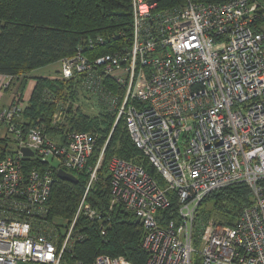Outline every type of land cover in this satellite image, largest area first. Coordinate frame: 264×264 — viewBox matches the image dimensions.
Here are the masks:
<instances>
[{"label":"built area","instance_id":"built-area-1","mask_svg":"<svg viewBox=\"0 0 264 264\" xmlns=\"http://www.w3.org/2000/svg\"><path fill=\"white\" fill-rule=\"evenodd\" d=\"M157 4L133 0L130 46L93 57L80 49L60 59L53 79H80L81 92L117 114L115 124L124 117L132 141L163 180L119 156L108 163L109 210L119 204L138 217L147 264H193L197 240L201 264H264V0H188L161 11ZM109 78L118 92L106 86ZM43 97L57 105L54 127L65 123L69 108L97 112L91 99L63 100L49 90ZM26 104L20 94L0 103V138L8 139L0 143V264H84L65 254L81 238L80 216L108 219L89 195L109 139L88 169L74 217L48 222L55 170L77 176L97 136L81 130L51 136L44 123L25 132L14 118ZM25 148L34 154L25 155ZM26 159L36 161L29 167ZM239 182L251 188L250 204L234 224L210 227L199 213L202 202ZM170 196L175 215L162 224L159 212L171 205ZM91 264L133 263L100 254Z\"/></svg>","mask_w":264,"mask_h":264},{"label":"trees","instance_id":"trees-1","mask_svg":"<svg viewBox=\"0 0 264 264\" xmlns=\"http://www.w3.org/2000/svg\"><path fill=\"white\" fill-rule=\"evenodd\" d=\"M187 1L158 0L157 10L181 6ZM191 1L208 3L226 0ZM133 24V0H0V74L13 78L25 75L20 85L23 92L28 82L26 73L63 57L73 56L80 49L92 57L124 50L131 44ZM106 83L110 90L119 91V86L110 78ZM80 89V79L64 82L50 77H37L28 103L14 118L25 132L32 126L44 123L51 136L73 130L87 131L97 136L94 153L88 166L77 173L76 182L60 178L58 170H55L52 193L47 201L46 220H71L74 217L90 176L88 169L96 164L97 157L109 139L104 165L89 195L91 204L108 219L100 222L80 216L76 232L81 238L72 251L66 252L65 257L91 264L100 254L123 255L133 264H147L148 253L142 246L144 227L138 217L119 204L109 210L111 180L107 164L113 156H119L143 164L159 182L160 176L132 141L124 117L115 124L117 114L98 102L96 113L80 107L73 112L69 108L63 125H51L57 105L45 99L43 91L54 92L63 100L69 98L84 103L92 99V95ZM5 140H8L7 137L0 138V143ZM26 160L29 167L36 161ZM251 196L249 185L239 182L212 191L207 199H213L214 211L220 220L234 224L241 211L250 204ZM170 197L173 199L171 205L159 212L162 224L175 215L177 203ZM103 224L105 233L102 232Z\"/></svg>","mask_w":264,"mask_h":264},{"label":"rangeland","instance_id":"rangeland-1","mask_svg":"<svg viewBox=\"0 0 264 264\" xmlns=\"http://www.w3.org/2000/svg\"><path fill=\"white\" fill-rule=\"evenodd\" d=\"M62 59V58H61ZM60 61V60H59ZM59 61H57V62H54V63H51V64H49V65H47V66H43V67H40V68H36V69H39V70H43V69H45V70H49V73H51V74H49V75H56V73L58 74V71H57V68H59ZM36 69H34V70H36ZM33 71V70H32ZM32 71H30V72H28V73H26V76L27 75H29ZM52 75V76H53ZM23 76H25V75H23ZM23 76H21L20 77V81L22 80V78H23ZM25 78H29V76L28 77H25ZM14 79V78H13ZM17 79V78H16ZM15 82V81H14ZM17 82V81H16ZM16 82H15V85H16ZM19 82V81H18ZM12 83V82H11ZM11 85V84H10ZM14 85V86H15ZM13 86V88H12V91L14 90L16 93H18V95L20 94V91H21V89L20 88H18V90L17 89H14L15 87ZM17 86V85H16ZM11 88V87H10ZM24 92V91H23ZM27 101V100H26ZM29 101V100H28ZM28 101H27V103H28ZM91 102L93 103V105H95V107H96V111H98V105H97V99L93 96V98L91 99ZM88 112H90V111H92V112H94L95 111V109H91L90 107H89V109L90 110H88L87 108H85ZM4 132H5V126H3L1 129H0V137H2V136H4L3 134H4ZM99 156H100V154H99ZM99 156L97 157V159L99 158ZM114 157V156H113ZM110 161V160H109ZM109 161H108V163H109ZM104 162H105V156H104V160L102 161V166L104 165ZM102 166L99 168V170H98V172L100 171V169H102ZM107 167H108V164H107ZM98 178H99V174H98V177H97V180H98ZM160 182H163V180L162 179H160ZM199 213L202 215V218H204V220L206 221V222H209V226L211 227V223L213 222V221H222V220H220L219 218H218V216L216 215V213H215V211H214V205H213V199L212 198H210V199H205L203 202H202V205L200 206V208H199ZM209 231H210V229H209ZM208 231V232H209ZM194 246H195V248H196V252H194L193 253V264H201V259H200V253H199V251L202 249V247H203V243H202V241H198V242H195L194 243Z\"/></svg>","mask_w":264,"mask_h":264},{"label":"crops","instance_id":"crops-1","mask_svg":"<svg viewBox=\"0 0 264 264\" xmlns=\"http://www.w3.org/2000/svg\"><path fill=\"white\" fill-rule=\"evenodd\" d=\"M57 71H58V68H57ZM49 74H51V73H49V70L43 69L41 71L39 69H36V70H33L29 75L26 76V77L29 76V78L27 79L28 82H27L26 88L23 90L24 92L20 91V95L23 96L25 101L26 100L28 101L30 99V97H31V95L33 93V90H34V88L36 86V78L37 77L54 78L57 75V73H56V75L52 74L53 76L49 75ZM10 76L9 75H5V74H0V103L2 105H8V104H10L13 101L15 96H17L18 94L14 90L12 91V88L15 85L16 81H17L16 85L17 86L19 85V88H20V85H21V82H22V80L20 81V78H17V79L16 78H14V79L12 78V80H11ZM9 81H10L11 85L6 86V83H8ZM16 85L14 86L15 87L14 89H16Z\"/></svg>","mask_w":264,"mask_h":264},{"label":"water","instance_id":"water-1","mask_svg":"<svg viewBox=\"0 0 264 264\" xmlns=\"http://www.w3.org/2000/svg\"><path fill=\"white\" fill-rule=\"evenodd\" d=\"M153 1H158V0H153ZM23 152H24L25 155H28V156H32L34 154L33 151H31L28 148H25L23 150ZM57 174H58V176L60 178L65 179V180H69V181H73V182H76L78 180V178H77L76 175H74L73 173H70V172L66 171L63 168L58 169Z\"/></svg>","mask_w":264,"mask_h":264}]
</instances>
